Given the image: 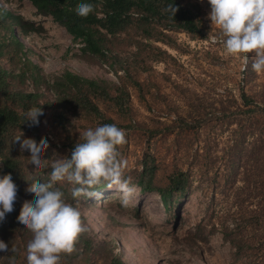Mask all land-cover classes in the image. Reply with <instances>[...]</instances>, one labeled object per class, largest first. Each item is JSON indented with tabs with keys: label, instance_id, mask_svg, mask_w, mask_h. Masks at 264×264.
I'll list each match as a JSON object with an SVG mask.
<instances>
[{
	"label": "rangeland",
	"instance_id": "1",
	"mask_svg": "<svg viewBox=\"0 0 264 264\" xmlns=\"http://www.w3.org/2000/svg\"><path fill=\"white\" fill-rule=\"evenodd\" d=\"M196 1L205 26L204 36L194 38L181 30L168 31L169 42H155L165 54L151 60L147 71L137 73L139 86L128 84L134 118L144 128L124 129L127 142L118 151L127 162L124 175L131 177L137 190L127 207L122 206L121 194L115 188L105 187L97 191L98 197L81 199L79 208L87 228L84 234L98 247L88 256V261L78 257L75 264H104L110 252L119 255L125 264H228L231 247L220 233L208 235L203 231L205 239L194 241L189 232L212 212L216 215L231 209L240 222L258 206L261 208L258 202L262 200V191L259 194L255 185L257 172L261 171V180L264 172L260 169L261 160L260 165L255 162L252 136L239 125L226 127L213 123L215 116L205 122V113L209 104L240 102V85L256 100H263L264 72L252 70L253 54H229L221 43L212 41L219 28L208 19L211 6L208 0ZM0 4L43 27L39 34L19 33L17 27L15 33L25 43L29 58L39 64L47 77L59 75L65 68L85 77L112 82H118L123 74L119 69L115 72L107 62L79 58L80 43L73 41L50 15L38 13L29 0H0ZM133 49V46L125 48L126 52ZM2 62L8 65L5 60ZM181 120L195 121L198 128L157 135L145 131L160 123ZM260 127L264 132V123ZM88 128H95L93 120L83 117H75L74 126L67 125L69 133H74L76 138ZM65 135L63 129L46 117L41 137L27 135L24 139L39 142L48 138L49 148L41 155L51 163L66 156L68 148L62 145ZM199 146L203 147L199 151L203 154L200 164H190L187 152ZM145 153H151L159 165L161 182L174 166L183 169L191 166L193 175H200L170 210L164 208L156 191H143L133 182ZM205 153L215 156L214 159L210 161ZM26 155L30 157V152L26 151ZM27 165L34 171L29 159ZM261 232L264 234L263 226ZM3 255L0 252L1 258ZM236 264L249 263L244 257Z\"/></svg>",
	"mask_w": 264,
	"mask_h": 264
},
{
	"label": "trees",
	"instance_id": "2",
	"mask_svg": "<svg viewBox=\"0 0 264 264\" xmlns=\"http://www.w3.org/2000/svg\"><path fill=\"white\" fill-rule=\"evenodd\" d=\"M37 12L50 15L79 42V58L88 61H104L115 70H122L118 82L106 79L89 78L72 69L65 68L59 75L47 77L37 62L29 58L25 43L15 33H42V26L25 20L20 14L0 4V177L10 174L18 187L14 210L6 214L0 222V240L9 246L8 252H3L0 264H8L7 257L15 255L17 264H27L26 246L32 239V233L19 223L21 207L25 201L34 203L32 194L26 192L35 179L40 183L49 180L51 168L28 167L26 151L21 152L20 144L14 142L17 136L24 134L41 137V126L48 117L56 126L66 132L62 145L68 148L65 157L70 158L75 143L80 142L74 133L68 131L67 125H75V117L93 120L94 126L116 124L123 129L144 128L134 118L128 84L139 86L137 73L147 71L151 60L158 59L159 54H165L155 42H169L168 31L181 30L192 37H203L205 26L202 22L200 5L196 0H29ZM91 3L94 12L86 18L76 15L74 9L79 3ZM178 7L175 16L164 11L169 5ZM127 46L134 49L126 52ZM5 60L7 66L2 62ZM240 102L234 100L231 104L220 102L209 104L206 109L205 122L212 121L219 126L239 125L252 136L257 165L261 160L264 172V99L256 100L248 94L243 85L238 88ZM32 107H41L43 115L38 117L39 124L29 126L26 113ZM110 111V113L107 112ZM114 113V114H113ZM195 121H175L160 123L153 128L145 129L149 135L170 132L177 129L184 131L197 129ZM246 124V126L244 125ZM67 129V130H66ZM46 138V137H45ZM42 139V138H41ZM48 141V138H46ZM198 147L187 152L191 163H199L203 154ZM206 154V153H205ZM27 157V159H26ZM213 160L215 156L206 154ZM140 169L135 172L133 182L143 191H156L165 209H172L178 200L185 196L195 178L192 167L187 169L174 166L167 174L165 181L159 179V165L151 153H145L140 162ZM49 169V171H48ZM257 172L258 184L255 187L262 200L258 202L257 210L238 222L231 209L221 213H210L207 218L195 225V230L189 232L194 241L205 239L203 231L211 235L220 233L222 239L230 247L228 264H236L239 258L247 259L249 264H261L264 261V179ZM43 176L41 177V174ZM55 187L65 194L69 203L78 204L88 199L82 196L74 199L71 195L72 185L58 182ZM106 185L101 184L91 191H99ZM84 202V201H83ZM80 207V206H79ZM82 213V212H81ZM109 218L115 220L110 213ZM218 218V219H216ZM82 220L84 222L83 214ZM16 253H11V248ZM96 244L82 233L74 244V251L62 255L61 264H75L78 257L88 261V256L96 251ZM83 255V256H82ZM104 264H125L119 255L111 252L106 255Z\"/></svg>",
	"mask_w": 264,
	"mask_h": 264
},
{
	"label": "clouds",
	"instance_id": "3",
	"mask_svg": "<svg viewBox=\"0 0 264 264\" xmlns=\"http://www.w3.org/2000/svg\"><path fill=\"white\" fill-rule=\"evenodd\" d=\"M211 11L208 19L219 28L214 42L223 45L229 54H253L251 68L264 72V0H208ZM91 3H79L74 11L86 18L94 12ZM178 7L169 4L164 11L176 15ZM247 62L248 56H244ZM41 107H32L26 113L29 126L39 124ZM21 132L14 142L20 144L21 152L29 151L28 158L35 168H51L49 180L40 183L33 180L26 192L32 194L34 203L25 201L17 220L31 233L26 246L27 264H61L62 255L74 251L79 236L87 231L78 204L69 203L64 192L55 187L58 182L72 185L74 199L87 196L98 197L91 191L101 184L115 188L121 194L122 206L127 207L136 193L131 177H125L127 162L121 158L118 147L124 145L126 131L116 124H103L84 130L75 143L70 158L58 157L45 160L42 157L49 148L46 138L39 142L32 138L21 139ZM18 187L10 174L0 177V222L14 210ZM9 246L0 240V252H8ZM16 253V248L10 249ZM8 264H17L15 255L7 257Z\"/></svg>",
	"mask_w": 264,
	"mask_h": 264
},
{
	"label": "built area",
	"instance_id": "4",
	"mask_svg": "<svg viewBox=\"0 0 264 264\" xmlns=\"http://www.w3.org/2000/svg\"><path fill=\"white\" fill-rule=\"evenodd\" d=\"M212 41L214 42V40L212 39Z\"/></svg>",
	"mask_w": 264,
	"mask_h": 264
}]
</instances>
